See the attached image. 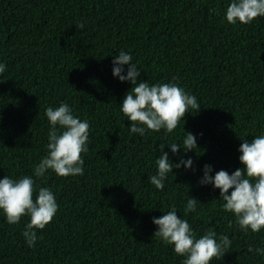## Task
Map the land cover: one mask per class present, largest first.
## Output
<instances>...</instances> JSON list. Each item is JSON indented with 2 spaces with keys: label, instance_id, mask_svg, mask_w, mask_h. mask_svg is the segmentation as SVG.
I'll return each mask as SVG.
<instances>
[{
  "label": "trees",
  "instance_id": "trees-1",
  "mask_svg": "<svg viewBox=\"0 0 264 264\" xmlns=\"http://www.w3.org/2000/svg\"><path fill=\"white\" fill-rule=\"evenodd\" d=\"M228 3L0 0V60L8 66L0 77V178L31 175L46 154L50 105L66 101L87 119L91 141L83 176L49 170L37 179L52 188L60 208L36 247L22 235L29 217L10 225L0 215V264H182L153 237L152 218L171 207L183 216L189 195L203 203L186 217L197 235L211 229L233 241L212 264H264L248 251L264 246V231L241 232L222 209L219 189L199 183L205 164L212 175L242 167L240 138L264 133V17L231 25L224 19ZM121 49L138 61L139 79L175 78L196 95L199 113H186L184 125L167 135H129L120 103L132 85L112 75L113 54ZM185 132L196 135L200 148L184 156L192 169H174L157 190L149 177L157 172L159 145L180 143Z\"/></svg>",
  "mask_w": 264,
  "mask_h": 264
},
{
  "label": "clouds",
  "instance_id": "clouds-1",
  "mask_svg": "<svg viewBox=\"0 0 264 264\" xmlns=\"http://www.w3.org/2000/svg\"><path fill=\"white\" fill-rule=\"evenodd\" d=\"M258 17H264V0H229L224 11V19L231 25L251 24ZM85 24L86 21H82L76 26L83 29ZM112 64L113 77L132 85L120 103V111L131 122L129 135L145 137L150 131L161 130L165 135L173 133L181 124L184 125L186 113L197 114L201 110L197 96L186 91L175 78L154 84L139 79L142 68L130 52L119 50L113 54ZM7 71V64L0 60V77ZM45 116L49 125L46 154L34 166L32 174L0 178V215L10 225L19 224L22 217L30 218L22 233L30 248L37 246V241L43 238L41 230L53 221L60 208L52 188L40 186L37 179L46 178L49 170L65 178L83 176L84 156L89 152L91 143L90 122L75 115L66 101H61L59 106H48ZM185 133L180 143L162 142L159 145V155L155 160L157 172L149 177V182L157 190L165 189L169 173L176 175L174 169H192V158L184 156L200 148L196 135ZM240 139L243 141L239 147L242 167L231 174L221 169L212 175V165L205 164L199 183L219 189L222 209L234 217L235 226L241 232L260 233L264 231V133L254 136L251 141ZM166 146L172 155H180L181 149L184 155H180L178 162L173 161L170 153L164 150ZM199 204L203 203L189 195L183 216L178 215L176 207H171L161 216L152 218L156 226L153 237L171 246L177 256L183 257L182 264H212L213 258L229 253L233 243L229 235L218 236L211 229L197 235L186 217L196 213ZM248 251L264 258V246L250 245Z\"/></svg>",
  "mask_w": 264,
  "mask_h": 264
}]
</instances>
